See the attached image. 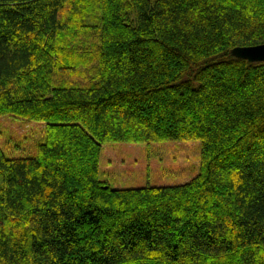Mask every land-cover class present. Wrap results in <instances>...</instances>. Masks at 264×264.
<instances>
[{"label": "trees", "instance_id": "1", "mask_svg": "<svg viewBox=\"0 0 264 264\" xmlns=\"http://www.w3.org/2000/svg\"><path fill=\"white\" fill-rule=\"evenodd\" d=\"M264 0H0V264H264ZM195 141L200 172L113 189L106 143Z\"/></svg>", "mask_w": 264, "mask_h": 264}, {"label": "rangeland", "instance_id": "2", "mask_svg": "<svg viewBox=\"0 0 264 264\" xmlns=\"http://www.w3.org/2000/svg\"><path fill=\"white\" fill-rule=\"evenodd\" d=\"M46 124L13 115L0 117V146L8 158H37ZM201 145L195 141L106 143L100 179L113 189L174 187L198 176Z\"/></svg>", "mask_w": 264, "mask_h": 264}, {"label": "water", "instance_id": "3", "mask_svg": "<svg viewBox=\"0 0 264 264\" xmlns=\"http://www.w3.org/2000/svg\"><path fill=\"white\" fill-rule=\"evenodd\" d=\"M232 53L235 57L247 60L251 63L264 62V44L251 47L236 48Z\"/></svg>", "mask_w": 264, "mask_h": 264}]
</instances>
